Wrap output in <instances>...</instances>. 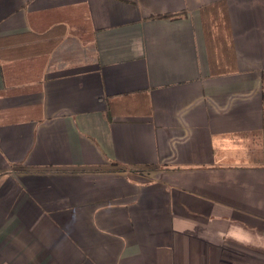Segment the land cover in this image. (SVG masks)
Returning a JSON list of instances; mask_svg holds the SVG:
<instances>
[{"label": "crops", "instance_id": "obj_1", "mask_svg": "<svg viewBox=\"0 0 264 264\" xmlns=\"http://www.w3.org/2000/svg\"><path fill=\"white\" fill-rule=\"evenodd\" d=\"M0 264H264V0H0Z\"/></svg>", "mask_w": 264, "mask_h": 264}]
</instances>
